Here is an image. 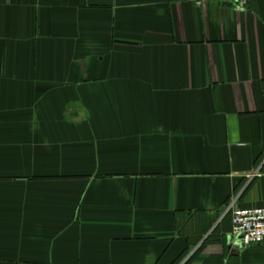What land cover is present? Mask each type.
<instances>
[{"label": "crops", "instance_id": "obj_1", "mask_svg": "<svg viewBox=\"0 0 264 264\" xmlns=\"http://www.w3.org/2000/svg\"><path fill=\"white\" fill-rule=\"evenodd\" d=\"M232 201L264 206V0H0V264H264Z\"/></svg>", "mask_w": 264, "mask_h": 264}, {"label": "built area", "instance_id": "obj_2", "mask_svg": "<svg viewBox=\"0 0 264 264\" xmlns=\"http://www.w3.org/2000/svg\"><path fill=\"white\" fill-rule=\"evenodd\" d=\"M197 6H201L206 0H190ZM219 3L231 5L239 9H246L249 0H215ZM261 175L260 170L248 175L253 179ZM232 213V234L233 236L243 235L245 244H264V206L255 208H236L232 201L227 208ZM190 257H187L182 264H185Z\"/></svg>", "mask_w": 264, "mask_h": 264}, {"label": "water", "instance_id": "obj_3", "mask_svg": "<svg viewBox=\"0 0 264 264\" xmlns=\"http://www.w3.org/2000/svg\"><path fill=\"white\" fill-rule=\"evenodd\" d=\"M232 238V237H231ZM233 239V238H232ZM243 235H239L238 237H237V240H238V242H239V244L241 245V246H243L244 245V242H243Z\"/></svg>", "mask_w": 264, "mask_h": 264}]
</instances>
